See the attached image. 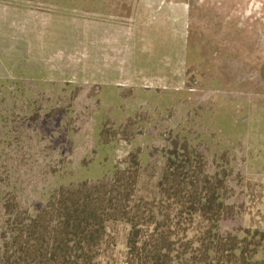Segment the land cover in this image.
Instances as JSON below:
<instances>
[{
    "label": "rangeland",
    "instance_id": "obj_1",
    "mask_svg": "<svg viewBox=\"0 0 264 264\" xmlns=\"http://www.w3.org/2000/svg\"><path fill=\"white\" fill-rule=\"evenodd\" d=\"M169 158L217 175L225 264H264V0H0V250L33 256L20 230L81 188L151 215ZM130 229L107 221L99 264L140 263Z\"/></svg>",
    "mask_w": 264,
    "mask_h": 264
},
{
    "label": "trees",
    "instance_id": "obj_2",
    "mask_svg": "<svg viewBox=\"0 0 264 264\" xmlns=\"http://www.w3.org/2000/svg\"><path fill=\"white\" fill-rule=\"evenodd\" d=\"M187 161L189 159L180 165L174 159L170 160L168 167L172 172L170 178L167 176L165 180L171 183L167 187L161 184L162 197L160 201L153 202L155 206L151 215H145L142 198L130 206L122 204V200L133 201L128 190L123 193L119 189L123 185L105 193L99 191V187L87 192L81 188L77 192H82L83 198L72 202L65 198L64 192L57 207L52 208L54 215L43 219L39 210L40 217L36 216L25 230H20L22 234L19 237L27 235L26 242L32 245L28 247L34 251V255L31 256L29 251V256L25 257L17 249L14 252L12 242L7 241L0 250V264H99L106 223L112 219H121L130 225L128 247L139 264H225L229 257V242L219 228L220 214L225 207L217 194L218 186L212 183L218 177L203 175L197 179L195 172L191 174L184 169L183 164ZM114 171L112 174L117 172ZM165 196L174 199L177 218L169 215L159 218L164 211L162 203ZM186 196L189 198L184 200ZM167 206L172 207L173 204ZM182 213H187L189 217L182 219L179 216ZM195 214H200L199 219ZM147 225L152 228L145 234L149 240L144 241L143 232ZM27 229L30 230L29 234ZM38 229L48 233L47 240L35 233ZM179 229L183 232L198 230L197 234L185 235L186 242L181 244V250L175 247L178 244L175 235ZM35 244L38 247L33 249Z\"/></svg>",
    "mask_w": 264,
    "mask_h": 264
}]
</instances>
